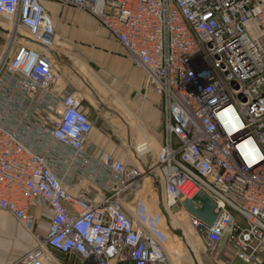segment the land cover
<instances>
[{"label": "built area", "instance_id": "built-area-1", "mask_svg": "<svg viewBox=\"0 0 264 264\" xmlns=\"http://www.w3.org/2000/svg\"><path fill=\"white\" fill-rule=\"evenodd\" d=\"M58 1L96 17L145 72L162 97L164 142L137 147L144 165L106 154L85 173L94 121L57 76L54 20L43 0H0V210L33 233L34 207L52 210L15 264H64L57 252L86 264H173L119 196L156 174L167 210H187L199 191L216 203L213 223L187 210L206 245L230 253L215 264H264V0ZM76 175L94 185L73 193Z\"/></svg>", "mask_w": 264, "mask_h": 264}, {"label": "crops", "instance_id": "crops-1", "mask_svg": "<svg viewBox=\"0 0 264 264\" xmlns=\"http://www.w3.org/2000/svg\"><path fill=\"white\" fill-rule=\"evenodd\" d=\"M43 2L46 6L48 5L53 9H57L53 12L59 14L58 9L60 8L58 5L60 2L58 0H43ZM56 13H53L54 16L52 15V17L57 25L58 18L56 17ZM88 14L77 13L76 17L73 18L78 27L72 32L73 42L70 46L73 50L69 52L71 55L64 53L65 51L62 52L61 47L53 48L51 54L55 61V68L58 71L57 75L59 74V77L65 80L63 77L64 69H61L65 63L63 64L62 61H93L99 69H97L99 75L105 81H111L118 86L122 92V96L129 103V106L125 108V112H122V117L118 118L120 121H126L123 141L118 144L100 133L94 132L91 133L90 141L102 147L106 153H110L123 161L131 164L134 163L135 165L138 163L144 165L149 161V157L146 154L139 153L137 149L138 144L148 139L156 150L164 142L162 97L154 90L146 88L145 72L134 63L115 35L101 25L96 17L90 13ZM57 31H59V28ZM61 78L60 80L63 81ZM68 86L77 89L76 86ZM84 106L90 111V105L85 99ZM69 189L73 193L79 192L78 187ZM129 194L130 192H128ZM158 196L156 208L158 209L160 218L157 227L153 225V229H161V233L156 236L162 242L169 239L173 240L175 237L171 234L173 232L171 231L172 228L168 224L167 226L164 225V213L168 210L161 203V190ZM34 210L37 216L36 233H39V230L47 232L52 210L41 206L34 207ZM145 211L147 214L150 213L148 204L144 205V214ZM165 220L167 221V219ZM188 224L189 229L193 231L192 233H197L190 222ZM37 241V235L32 237L31 233L26 230L24 225L15 216L5 210H0V264H15V260L21 258L30 246L35 247L38 244ZM55 254L56 258L64 264H86L78 256H69L60 252ZM217 255L222 257L231 256L228 251H223V253H218ZM233 264L247 263L235 258Z\"/></svg>", "mask_w": 264, "mask_h": 264}, {"label": "rangeland", "instance_id": "rangeland-1", "mask_svg": "<svg viewBox=\"0 0 264 264\" xmlns=\"http://www.w3.org/2000/svg\"><path fill=\"white\" fill-rule=\"evenodd\" d=\"M45 7L51 17L52 15L54 16L53 13L56 12L53 11L57 9H53L48 5H45ZM58 7L60 9H58L59 14L56 13V17L58 18L57 25L54 22V25L57 27V33L53 48L61 47L62 52L65 51L64 53L71 55L69 52L73 50L70 46L73 42L72 32L78 27L77 23L75 24V21H73V18L76 17L77 13L88 14V12L76 7L66 6L61 3H59ZM58 28L61 33L57 31ZM0 41H2V38H0ZM28 43L29 45H35L30 40ZM62 63H65L61 68L62 70L64 69L63 77L65 80L59 77V74L57 76L59 79L61 78L63 80H60L61 83L63 82V86H76L85 101L89 103V112L94 121L93 132L100 133L109 140L120 144L125 137L126 121H120L118 118L122 117V112H125V108L129 106V103H127L124 96H122L121 90L115 85V83L108 80L105 81L99 75V69L95 66L96 64L93 61H62ZM89 142L90 143L87 146L86 151L93 158L82 163L85 173H91L92 169L95 168L99 169L101 166V159L104 158V155L108 154L104 149H102V147L95 144L93 141ZM141 143L138 144V146H140ZM108 155L121 160L110 153ZM123 162L131 164L126 161ZM133 165L135 164L133 163ZM137 165H140V163ZM60 170L63 174L67 173V168L65 167H62ZM80 176L81 175H76L75 179L72 180L73 182L71 183L66 182L67 186L71 189L73 187H78V191H80L89 189L94 185L91 178L85 177L82 179ZM161 181L162 178L158 174H156V177H143L136 183V186L128 189L127 191H121L119 194L121 198L124 197L123 204L129 214H131V216L139 222L143 223L155 235L161 233V229H153V225H156L157 227V223H159L160 218L158 209L156 208V203H158L159 199L158 194H160L161 190ZM128 192H130V196L128 195ZM145 204H148L149 211L152 215H150V213L147 214L146 211L145 214L143 213ZM164 214V218L167 219V221L164 219V225L167 226L168 224L172 228L171 231L174 233L172 232L171 234L175 237H172L173 240L169 239L167 241L164 240L163 242L173 264H198V262L199 264H215L216 262H219L220 259L226 258L217 255L218 253L226 251L224 244H221L216 249H210L206 245L205 239L201 234L196 232H194V234L192 233L193 231L189 229L188 223L190 217L187 210L179 206L176 209L168 210ZM38 232L41 236L46 234V231L43 230H39ZM30 233L32 237L36 236V232ZM33 248V246H30V248L25 251V254ZM23 256L16 259L15 263L19 262Z\"/></svg>", "mask_w": 264, "mask_h": 264}, {"label": "water", "instance_id": "water-1", "mask_svg": "<svg viewBox=\"0 0 264 264\" xmlns=\"http://www.w3.org/2000/svg\"><path fill=\"white\" fill-rule=\"evenodd\" d=\"M183 205L189 212L209 223H213L217 218L214 211L216 203L204 191H199L193 198H186Z\"/></svg>", "mask_w": 264, "mask_h": 264}, {"label": "bare ground", "instance_id": "bare-ground-1", "mask_svg": "<svg viewBox=\"0 0 264 264\" xmlns=\"http://www.w3.org/2000/svg\"><path fill=\"white\" fill-rule=\"evenodd\" d=\"M142 143H143V142H142ZM142 143H141V144H142ZM141 146H142V145H141ZM159 229H160V228H159Z\"/></svg>", "mask_w": 264, "mask_h": 264}]
</instances>
